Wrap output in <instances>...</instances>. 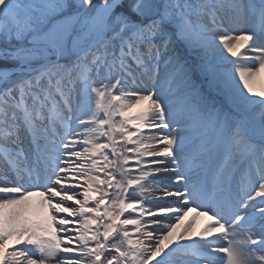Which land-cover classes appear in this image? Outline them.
I'll use <instances>...</instances> for the list:
<instances>
[{
	"label": "snow or ice",
	"instance_id": "1",
	"mask_svg": "<svg viewBox=\"0 0 264 264\" xmlns=\"http://www.w3.org/2000/svg\"><path fill=\"white\" fill-rule=\"evenodd\" d=\"M257 78L264 0H0V264H264Z\"/></svg>",
	"mask_w": 264,
	"mask_h": 264
},
{
	"label": "bare ground",
	"instance_id": "2",
	"mask_svg": "<svg viewBox=\"0 0 264 264\" xmlns=\"http://www.w3.org/2000/svg\"><path fill=\"white\" fill-rule=\"evenodd\" d=\"M254 85L258 86L257 90H260L263 87V84L261 83L260 78H257L256 79V82H255ZM191 215H193V213H189V216H191ZM197 221L199 222L200 219L197 220ZM204 221H205V219L202 220L200 223H198L197 226H195V228H196L197 231H199L207 223V222L205 223Z\"/></svg>",
	"mask_w": 264,
	"mask_h": 264
},
{
	"label": "rangeland",
	"instance_id": "3",
	"mask_svg": "<svg viewBox=\"0 0 264 264\" xmlns=\"http://www.w3.org/2000/svg\"><path fill=\"white\" fill-rule=\"evenodd\" d=\"M254 87L258 88V86H256V85H254ZM263 87H264V84H263ZM161 187H163V185H161ZM199 219H200V221H199V222L196 221L195 226H197L198 223H200V222H201L202 220H204V219H205V221H204L205 223L208 222V221H207V217H203V216H202V217L198 218V220H199Z\"/></svg>",
	"mask_w": 264,
	"mask_h": 264
}]
</instances>
